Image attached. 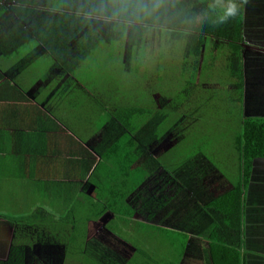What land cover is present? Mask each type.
Here are the masks:
<instances>
[{
  "label": "crops",
  "instance_id": "1",
  "mask_svg": "<svg viewBox=\"0 0 264 264\" xmlns=\"http://www.w3.org/2000/svg\"><path fill=\"white\" fill-rule=\"evenodd\" d=\"M14 7H19L14 0H0V40L11 31L13 25L10 24V17L14 19L12 22L16 20ZM241 16L245 28V78L243 89H237L241 92L243 127L244 117L260 113H255V109L262 108L259 111L264 115V69L261 57L264 54V0H249ZM97 43L95 46L102 50V42ZM12 44L13 41L4 42L0 44V49ZM27 44L30 46L31 43ZM25 45L16 47L15 51L7 55L0 51V260L6 262L11 255L18 228L21 221L26 219L21 217V212L41 208L36 194L47 196L48 203L52 204L47 209L88 211L89 214L85 215L90 216L84 217L85 221L96 215L91 210L105 209L106 212L99 215V221L90 219L85 222L82 232L85 235L91 234L93 228L98 229L97 234L103 229L108 231L107 227L115 221L127 225L124 220H117V214L108 208V204L119 201L124 205L126 195H129L127 202L136 210L134 222L139 220L146 225L169 229L174 227L188 244L193 246L196 242L191 249L194 256H210V235L215 224L211 221L208 205L213 198L227 193L239 182L242 173L241 155H236L233 176L220 169V158H211L210 154H201L199 150L182 161L176 159L168 165L159 162V167L149 176L147 169H142L140 165L149 160L158 163L164 153H169L177 145V136L170 134L179 125H172L165 134L160 132L163 123L156 125V132L146 128V125H139L142 140L133 137L135 134L131 132V125L115 123V115L121 108L125 109V105L119 104L107 114L108 117L103 115L100 118V99L79 93L86 77L85 72L97 64L90 57L95 46L87 51L85 47L80 54L72 52L66 58H59L37 39L35 47L22 54ZM221 45L225 49L224 58L220 55L223 51ZM227 47L226 42L209 39L202 46L198 60L189 56L185 48V54H181L182 58L177 64L178 72H181V67L184 71L190 69L196 73L202 72L207 61L206 65L219 66L221 61V67L227 66ZM249 50H254V54L249 53ZM46 55L52 57L50 63H45ZM126 55L127 48L124 51L125 60ZM77 56H80L78 61L75 60ZM102 59L108 65L110 58ZM32 67H40L36 72L41 82L29 81L36 75L32 74ZM231 87L232 82L226 86L227 89ZM155 105L159 106V101L156 100ZM74 108L84 111L79 125L76 122L74 124L77 109L70 113L71 116L64 113ZM139 108L146 112L142 114V124L152 118L148 113L159 115L155 108ZM160 114L164 120L167 118L166 114ZM103 125L105 128L101 131ZM132 145H137V151L141 152L138 172L142 175L141 171L145 172L143 179L147 177L139 188L142 193L138 199L130 195L132 180L136 182L132 164L129 163L131 156H124L132 152ZM121 162L129 169H121ZM110 165H115L117 169L113 170ZM182 191L187 192L188 200L181 194ZM244 193V234L247 229L244 241L248 243V250L255 253L257 248L264 250V160L254 162L250 196L248 188ZM186 225L188 228L184 229ZM109 234L113 236L110 231ZM86 238L89 240L92 235ZM17 245L21 250L16 249V253L31 258L36 256L34 264H49L43 259L51 256H47L49 254L40 242L30 246ZM241 258H244V253ZM248 262L254 264L255 256L249 257Z\"/></svg>",
  "mask_w": 264,
  "mask_h": 264
},
{
  "label": "rangeland",
  "instance_id": "2",
  "mask_svg": "<svg viewBox=\"0 0 264 264\" xmlns=\"http://www.w3.org/2000/svg\"><path fill=\"white\" fill-rule=\"evenodd\" d=\"M84 2L85 0H71L69 3L74 10L80 8ZM62 7V4H57L54 9L60 11ZM10 18L11 21L14 20ZM93 24V28L78 35L77 40L71 43V47L72 52L80 54L94 33L97 34L99 41L103 39L107 43H101L102 50L95 46L94 51H91L90 57L97 61V64L85 72L86 77L82 88L79 89V93L83 92L85 96L93 95L100 99V118L103 115L108 117L107 114L119 104L125 105L126 108L132 105L144 106L146 109L155 108L156 112L167 115L160 126L161 134H165L172 125H179L178 129L170 134L177 136V145L169 153H164L158 162L168 165L176 159L182 161L199 150L201 154H210L211 158H220L222 160L220 169L233 176L236 170V155L239 154L236 150V139L242 134L243 107L240 102L241 92L233 87V84L231 88H226L232 82L229 80L227 67H221V61L219 66L206 65L209 62L207 61L202 72L190 70L189 76V73L184 74L181 67L179 73L177 64L182 58L181 54H185L186 43L182 37L174 40L171 34L145 37L141 42L139 54L136 52L134 55L135 60L126 62L124 51L127 48L129 30L115 32L112 24L97 21ZM100 30L103 31V38ZM122 35L125 41H122ZM107 36H111L115 41H108ZM34 39L30 38L28 41L31 47L28 44L22 47V54L30 52L31 48L35 47ZM221 49L223 51L220 55L224 58L223 45ZM104 57L110 58L108 65H105L102 59ZM44 61L50 63L52 57L46 55ZM39 68L32 67V74L36 75L29 81L41 82L36 72ZM156 100L159 101V106L155 105ZM165 102L168 104L165 105ZM76 109L71 112L68 110V113L63 111L67 116H71ZM83 114L81 108L76 110L74 124L75 122L80 124ZM104 128L105 125L101 131ZM36 197L41 208L21 212V217L26 219L21 221L15 243L30 246L40 242L47 250L49 254L47 256H51L53 261L59 258L58 254L63 255L68 241L75 237L77 240L86 241L84 236L92 235L86 242L87 255L93 260L106 256L103 259L105 264H115L116 261L123 264L133 256L136 248L157 259H168L170 254H178L185 241L178 232L167 234L166 231L154 226H145L134 221L128 225L119 223L120 221L112 222L108 228L113 236L105 229L97 234V228L91 229L92 233L85 235L82 232L85 229L84 217L90 216L85 215L88 211L47 209L52 205L48 203L47 196L36 194ZM169 221L172 222V218ZM77 250L76 245L74 252ZM43 261L48 262V258H44ZM2 262L0 260V264Z\"/></svg>",
  "mask_w": 264,
  "mask_h": 264
},
{
  "label": "trees",
  "instance_id": "3",
  "mask_svg": "<svg viewBox=\"0 0 264 264\" xmlns=\"http://www.w3.org/2000/svg\"><path fill=\"white\" fill-rule=\"evenodd\" d=\"M8 1V0H7ZM19 7H14V12L16 20L14 22L10 21L13 25L11 31L9 30L0 40V44L13 41L12 45L3 46L0 49L2 54H11L15 51L16 47H20L27 44L30 38H36L38 41L42 42L49 52L53 55H57L59 58H66L70 53H72L71 43L77 40L78 35L84 31H88L93 28L95 21H88L84 19L82 15H78V9H70V3L68 0H14ZM207 0H179L177 9L180 13L178 19L169 25L170 31L167 34H171V37L176 40L180 37L185 39L186 43V53L194 59H200L202 54V46L209 42V39H215L228 44L227 47V72L229 79L233 80L232 84L239 89H243L244 75V56L243 50L245 46L243 45L245 40V34L243 27V17L241 13L239 16L229 21L227 24L220 27L212 26L210 22H205L200 25L191 26L184 23V19H191L195 14L200 13L206 6ZM57 4H62V12L56 11L54 8ZM42 6V7H41ZM81 7V6H80ZM49 9L51 11H49ZM242 25V27H241ZM115 32H122L116 27H114ZM17 33V34H16ZM100 35L103 38V31L100 30ZM91 40H88L86 45V50L94 47L97 42L105 43L102 39L98 40L97 34L91 36ZM108 41H115L111 36H107ZM125 37L122 35V41ZM145 36L141 33H134L131 30L128 31L127 39V55L126 62L131 61L134 58L136 52L141 48V42ZM106 40V39H105ZM117 40V39H116ZM264 43V41H263ZM261 44V43H260ZM263 45V44H262ZM2 47V46H1ZM84 51V52H85ZM139 53V52H138ZM249 53L254 54V50H249ZM163 54V50H162ZM80 56H77L75 60H79ZM263 57V69H264V54ZM249 58V56H248ZM208 59V58H206ZM206 64V62H205ZM186 71V72H185ZM184 74L189 73L190 69H185ZM196 72V71H195ZM190 76V74H189ZM130 108V109H127ZM125 106V109L121 108L120 112L115 115L116 125H131V132L135 135L133 137L141 139V129L139 125H146V128H152L153 131L156 125L163 123L164 116L160 113L152 114V118L146 123H141L142 114H146L142 111L139 106L132 105L130 107ZM261 109H255L258 115L246 116L243 118L242 134L236 139V149L242 158V173L240 174V180L238 183L233 185V188L227 193L213 198L209 202V208L211 210V221L215 224L211 231V253L207 258H201L197 255L194 256L191 249L196 245L188 244L185 240L182 243V248L177 255L172 253L169 255L168 259L153 257L152 255L145 254L141 252L140 248L135 249V253L132 257L128 258L123 264H249V257L255 256L254 264H264V250L260 251L259 248L256 249L255 253L248 250V243L244 234L243 227V207L245 206V190L248 188V197L250 196V184L251 175L253 170L254 162L257 160H264V115L261 113ZM156 132V130H155ZM135 143V142H133ZM137 145H132V152L129 154H124L125 157L131 156L129 163L132 164L133 173L136 182L132 180V192L130 195L134 198H139L142 191L139 188L143 185L145 179V172L141 171L139 173V168H146L149 176L155 172L159 167V162L155 160H149L147 163H143L140 167L137 164L141 158V152L137 151ZM127 150V147H126ZM122 153V150H120ZM110 167L115 170L112 165ZM121 169L125 167L128 170V166L120 163ZM111 169L112 173L113 170ZM110 173V171H109ZM111 175V173H110ZM188 200L189 196L186 191L181 193ZM129 195H126L125 204L116 201L115 203H109L108 208L117 214V220H124L128 225L131 221H134V215L136 210L132 208L131 204L127 202ZM247 197V200H248ZM186 207L188 204L185 205ZM209 210V209H208ZM96 215H92V218H88L85 222L91 220L99 221L100 216L106 212L105 209L91 210ZM138 224H145L141 221H136ZM145 226H148L145 224ZM153 226V225H151ZM155 228L166 231L167 234L177 233L175 229L156 227ZM188 225L184 227L187 229ZM108 231L110 228H108ZM85 240L87 239L84 236ZM113 241L115 239L111 238ZM87 240H77L76 237L73 240L68 241L67 248L63 255L56 260L48 258L49 264H105L103 259L106 256H101V258L92 259L91 256L87 255ZM244 243V249H242ZM77 245L78 250L74 252V248ZM16 249L21 250L17 243L13 242L12 252L6 262L1 264H34V258L28 255L16 253ZM83 249V250H82ZM67 250V254H66ZM82 250V251H81ZM244 253V258L241 255ZM53 258V257H52ZM115 264H120V261H116ZM43 264V263H41Z\"/></svg>",
  "mask_w": 264,
  "mask_h": 264
},
{
  "label": "clouds",
  "instance_id": "4",
  "mask_svg": "<svg viewBox=\"0 0 264 264\" xmlns=\"http://www.w3.org/2000/svg\"><path fill=\"white\" fill-rule=\"evenodd\" d=\"M248 3L249 0H207L200 13L183 22L191 26L210 22L220 27L236 19ZM178 4L179 0H85L77 14L145 37L164 36L180 16Z\"/></svg>",
  "mask_w": 264,
  "mask_h": 264
}]
</instances>
